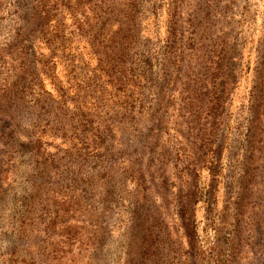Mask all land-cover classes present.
<instances>
[{"label": "rangeland", "instance_id": "1", "mask_svg": "<svg viewBox=\"0 0 264 264\" xmlns=\"http://www.w3.org/2000/svg\"><path fill=\"white\" fill-rule=\"evenodd\" d=\"M78 1L81 63L45 82L44 110L14 100V28L37 1L0 2V264H264V0H129L116 77L151 98L137 121L83 97L95 2Z\"/></svg>", "mask_w": 264, "mask_h": 264}, {"label": "trees", "instance_id": "2", "mask_svg": "<svg viewBox=\"0 0 264 264\" xmlns=\"http://www.w3.org/2000/svg\"><path fill=\"white\" fill-rule=\"evenodd\" d=\"M35 1L37 3L28 8L25 16L19 15L17 27L14 28L16 39L22 38L21 41L27 45L24 49L17 51V56H20L22 60L24 59L26 65L24 74L27 76L19 77L16 86L18 92L14 95V100L17 99L18 105L19 97L25 94L24 98L28 94L31 97L30 103L33 109L40 107L41 110H44L41 98L50 94L45 88V82L56 79L59 75V68L61 66L65 67V65L69 70V77L74 76L76 74V63L78 65L81 63L77 55L78 48L76 44L78 31L80 33V21L77 20L79 1L53 0L50 4H45L40 0ZM93 1L95 5L90 11L93 12L95 23H93L94 33L92 34L91 49L96 68L93 71V76L90 77L92 79H88V82L84 83L85 86L82 90L86 96L83 97L92 98L94 100L93 108L99 113L107 107V104L103 106L101 104L107 102L109 96V98L116 101L114 103L115 108L124 109L117 119L121 118L122 120L126 117V120L131 118V120L137 121L136 110L147 105L151 98L149 96L142 98L132 96L131 91L128 89L131 85L129 84L130 81L123 76L117 78L116 76L121 71L116 70L124 68L126 58L130 55V47L127 45L126 36L127 33H130V31H126L130 27L128 15L133 13L134 17L138 16L141 9L140 2L134 1L130 5L129 0ZM68 21L71 22V25H68ZM84 38L88 41V35H85ZM40 44H43L49 50L48 54L40 53ZM27 80L28 83L26 84ZM154 81L157 83L156 80ZM147 83L146 81L145 85ZM20 84L22 86L19 87ZM168 87L152 124L157 129L160 128V121L165 119L168 114L165 110ZM60 91V89L56 90V92ZM121 101L122 103H120ZM82 107L86 108L85 105H82ZM113 126L116 127L112 124ZM153 126L150 127L149 133ZM33 127L34 134L30 137L31 145H40L45 135L44 131L40 130L38 124H34ZM129 131L126 142L131 140L134 135V126L130 127ZM148 138L149 134L146 135L147 140ZM128 146L129 144H126L125 150ZM114 149L110 150L113 151ZM122 154L125 155L126 153L123 152ZM142 158L137 157L140 164H142ZM143 178L146 181L144 174ZM145 188L148 197L151 198L150 188L146 185Z\"/></svg>", "mask_w": 264, "mask_h": 264}]
</instances>
